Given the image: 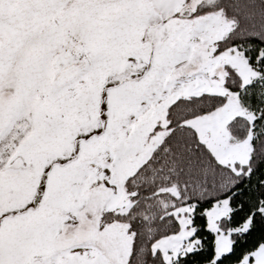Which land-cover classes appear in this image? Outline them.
Listing matches in <instances>:
<instances>
[{"label":"snow or ice","instance_id":"6c2138e0","mask_svg":"<svg viewBox=\"0 0 264 264\" xmlns=\"http://www.w3.org/2000/svg\"><path fill=\"white\" fill-rule=\"evenodd\" d=\"M0 264H264V0H0Z\"/></svg>","mask_w":264,"mask_h":264}]
</instances>
